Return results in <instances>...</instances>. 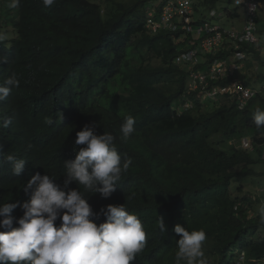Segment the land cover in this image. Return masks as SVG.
<instances>
[{
	"label": "trees",
	"instance_id": "16d2710c",
	"mask_svg": "<svg viewBox=\"0 0 264 264\" xmlns=\"http://www.w3.org/2000/svg\"><path fill=\"white\" fill-rule=\"evenodd\" d=\"M218 1L202 0L200 5L213 8ZM10 2L0 0V56L7 57L8 63L1 65L8 78L15 75L19 87L6 99L5 113L0 111V119L11 120L0 127L6 136L0 134V204L26 202L30 193L25 187L37 173L62 185L64 163L75 159L74 149L83 147L74 144L76 133L95 124L97 135L109 132L117 137L118 152L132 164L107 199L75 183L69 187L88 196L94 213L125 203L139 217L147 242L130 264H175L176 225L188 231L204 229L208 264H238L241 253L242 264H264V219L259 213L249 217L254 211L249 195L234 197L230 191L236 178L264 176L254 170L264 163L259 149L264 128L257 131L252 122L254 109H264V96L251 99L244 110L234 101H207L210 110L201 112V101L192 95L193 107L184 111L189 73L176 58L195 48L199 39L183 31L150 33L147 11H160L163 0H106L104 5L55 0L51 7L42 0H20L15 9ZM258 35L263 43L264 29ZM260 48L240 45L247 55L244 68L262 82ZM232 52L226 42L217 54L202 55L196 70L204 72ZM237 78L251 85L247 76L239 75L214 85H228ZM129 114L136 119L135 131L122 143L120 126ZM45 117L53 123L46 125ZM243 137L254 140V151L234 145ZM217 138L222 145L216 144ZM9 154L26 160L21 174L14 175L5 162ZM10 215L19 219L23 211L18 206ZM158 217L163 218L165 233L158 229ZM92 219L97 225L105 222L103 215ZM60 223L58 219L55 226Z\"/></svg>",
	"mask_w": 264,
	"mask_h": 264
},
{
	"label": "clouds",
	"instance_id": "9594fccd",
	"mask_svg": "<svg viewBox=\"0 0 264 264\" xmlns=\"http://www.w3.org/2000/svg\"><path fill=\"white\" fill-rule=\"evenodd\" d=\"M45 7H51L55 0H42ZM20 0H11L9 7L18 8ZM0 39L3 36L0 35ZM187 59V57H185ZM8 63L6 56H0V111H6V99L13 88L19 87L15 75L8 78L1 64ZM63 114H59V121ZM252 122L257 131L264 128V109L256 107ZM0 127H7L11 120L0 119ZM44 123L51 125L53 119L45 117ZM136 119L126 115L120 126L119 140L127 142L135 131ZM96 125H85L76 133L74 144L82 145L75 151V159L64 163L63 184L49 175H33L25 191L29 199L22 203L0 204V264H130L146 247L145 228L135 214L129 212L125 203L107 205L94 213L87 197L79 190L71 189L75 183L84 192L98 193L107 199L115 191L122 174L132 164L130 158H123L116 146L117 137L109 132L95 133ZM0 134H2L0 132ZM4 135V134H2ZM5 136V135H4ZM6 137V136H5ZM0 136V139H3ZM3 145L0 140V157ZM12 165L14 175L21 174L26 160L14 155L4 157ZM132 197H128L130 200ZM20 207L23 215L16 219L10 214ZM259 214L264 219V207ZM103 215L105 222L97 223ZM60 220L59 227L56 221ZM16 227H13V224ZM157 226L161 233L166 232L162 217ZM174 233L179 236L176 242L175 264H208L203 251L206 241L204 229L188 231L176 225Z\"/></svg>",
	"mask_w": 264,
	"mask_h": 264
},
{
	"label": "built area",
	"instance_id": "2783aa9c",
	"mask_svg": "<svg viewBox=\"0 0 264 264\" xmlns=\"http://www.w3.org/2000/svg\"><path fill=\"white\" fill-rule=\"evenodd\" d=\"M198 0H163L162 9L155 7L147 11L146 27L152 35L161 31L176 32L183 31L184 34L193 35L199 39L197 46L188 52L182 53L176 58V63L187 66L189 79L186 87V97L182 104L184 111L193 107L189 97L196 95V99H207L208 101L224 102L234 101L239 110H244L248 102L256 97L264 96V81L259 80V88L244 86L238 78L228 85H214L221 79L229 77H245L247 71L244 63L247 55L240 51V45H260V52L264 55V42L258 35V11L261 7V0H232V5L241 9L244 15L242 31L236 33L225 30L219 25H213L203 20V15L195 11ZM197 16L195 17V15ZM210 18L221 17L215 10L208 13ZM227 43L233 46L232 55L225 60H215L206 71H198L196 67L203 63L202 55L217 54L222 51ZM187 57V59L185 58ZM258 68L253 72H257ZM245 72V73H244ZM243 74H245L243 76ZM264 138V136H263ZM230 145H233L231 142ZM244 151H254L255 142L251 137H243L234 143ZM261 159L264 161V140L259 145ZM251 214L250 218L257 216ZM245 260V254L241 253L238 264Z\"/></svg>",
	"mask_w": 264,
	"mask_h": 264
},
{
	"label": "rangeland",
	"instance_id": "374dc122",
	"mask_svg": "<svg viewBox=\"0 0 264 264\" xmlns=\"http://www.w3.org/2000/svg\"><path fill=\"white\" fill-rule=\"evenodd\" d=\"M94 2L97 3H102L103 5L106 4V0H93ZM117 1H121V2H128L130 0H117ZM200 2V0H198ZM196 5H198V12H202L204 10V17L206 22L211 23L213 25H219L221 26V28L225 29V30H232L234 29V31H236L237 29H240L242 26V19L244 18L243 15V11L241 9H237L236 7H234L232 4H229L227 0H220L218 1L215 6L213 8H205L203 6L200 5V3H196ZM213 9L215 10L218 15H222L221 17H214V18H210L208 16V13L210 12V10ZM226 11L229 12H238L239 14V20L235 19L234 21H232L229 17H227L226 15ZM197 16V14L195 15V17ZM241 19V20H240ZM258 29L262 30L264 29V0H261V7L258 11ZM256 68V64L253 66V71ZM245 73V72H244ZM261 73L264 74V69H261ZM245 74H243L244 76ZM247 79H249L250 82V87L252 88H259V78L255 73H250L247 72ZM245 76V77H246ZM201 104H202V108H201V112H206L209 111L211 106H207V99H201ZM219 103L221 104V102L224 101L223 98H219L218 99ZM209 102V101H208ZM212 103H217L218 102H213ZM216 144L219 146L222 145L221 141L219 138H217L215 140ZM254 170L258 173H264V163H260L258 165H256L254 167ZM242 189V193L239 192L238 188ZM230 191L231 194L236 197V196H246L249 195V198H251V200L254 202L253 203V209L254 211H252L250 213L253 214L252 216L256 215L257 213H259V210L261 207H264V176H257V177H244V178H236L230 187ZM258 199V201H257Z\"/></svg>",
	"mask_w": 264,
	"mask_h": 264
},
{
	"label": "crops",
	"instance_id": "0c3cea01",
	"mask_svg": "<svg viewBox=\"0 0 264 264\" xmlns=\"http://www.w3.org/2000/svg\"><path fill=\"white\" fill-rule=\"evenodd\" d=\"M200 1H202V0H200ZM197 3H200L199 1L197 2ZM200 14H202L203 15V20H205V17H204V10L202 11V12H199ZM232 14H234L235 16H233V17H229L227 14V17H229L232 21H234L235 19H238L240 16H239V14H238V12H233ZM239 20V19H238ZM241 20V19H240ZM242 21V23L244 24V18L241 20ZM243 24H242V26H241V28L240 29H237L236 31H234V29H232L231 31H234V32H236V33H239V32H241L242 31V28H243Z\"/></svg>",
	"mask_w": 264,
	"mask_h": 264
}]
</instances>
